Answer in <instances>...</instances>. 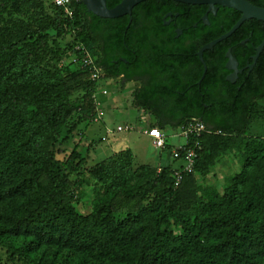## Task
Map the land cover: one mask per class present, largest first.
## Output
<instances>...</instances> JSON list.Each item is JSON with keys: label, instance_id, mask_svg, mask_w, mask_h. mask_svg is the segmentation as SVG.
Wrapping results in <instances>:
<instances>
[{"label": "trees", "instance_id": "obj_1", "mask_svg": "<svg viewBox=\"0 0 264 264\" xmlns=\"http://www.w3.org/2000/svg\"><path fill=\"white\" fill-rule=\"evenodd\" d=\"M248 1L264 7V0ZM105 2L112 8L121 0ZM51 5V26L70 35L71 49L82 45L106 78L139 82L131 92L132 105L154 117L151 126L182 128L192 120L206 126L199 137L188 140L189 147L195 139L199 141L193 168L201 174L208 173L213 158L225 150V134L244 132L251 116L260 111L255 103L264 99V47L254 63L253 56L264 37V21L247 19L231 36L205 50L206 72L200 80L204 68L199 49L228 31L240 17L239 11L218 6L213 13L207 11V5L144 0L132 8L130 16L105 18L88 11L80 0L73 2L74 15L67 17ZM204 14L208 23L202 19ZM35 33L30 31L29 36ZM8 50V45H0V58H5ZM228 50L242 68L235 81L227 78L232 72L226 66ZM74 52L80 58V50ZM64 89L65 85L58 83L14 82L0 89V105L8 102L15 107L20 100L35 106L45 128L55 133L73 110L61 97ZM94 90L92 81L79 109L83 117L96 115ZM44 100L52 102L41 106ZM5 121L0 123V201L4 203L1 216L11 224L0 223V242L31 263L73 264L56 259L46 263L34 256L39 247L58 244L89 254L99 264H240L245 259L264 264V147L251 168L239 176L237 195L228 190V196L210 201L207 207H198L196 200L181 207L178 189L188 173L174 186L173 168L167 165L154 176L153 186L161 191L145 214L116 220L112 195L101 197L84 216L72 203L76 182L70 186L63 177L50 188L39 190L36 184L54 164L53 156L47 153L19 170L25 157L22 148L31 136L26 131L19 134L18 121ZM217 131L220 134H214ZM35 133L42 135L41 147L47 150L48 141L54 140L44 130ZM76 148L73 153L78 155ZM62 165L71 167L73 160ZM76 264H84V258Z\"/></svg>", "mask_w": 264, "mask_h": 264}, {"label": "rangeland", "instance_id": "obj_2", "mask_svg": "<svg viewBox=\"0 0 264 264\" xmlns=\"http://www.w3.org/2000/svg\"><path fill=\"white\" fill-rule=\"evenodd\" d=\"M53 14L51 0H0V45H8L10 49L5 58H0V89L14 82L64 84L61 97L73 108L66 122L54 133L45 128L35 106L20 100L15 107L8 102L0 105V123L8 118L12 122L18 121L19 134L26 131L31 136L28 145L22 148L25 157L19 170L50 153L54 164L39 178L36 184L39 190H46L65 177L70 186L75 182L78 184L72 203L79 214L89 215L96 201L108 194L115 197L113 215L116 220L128 216L141 218L161 191L153 186L155 174L163 166L176 168L179 163L171 158L169 145L159 150L148 136V126L155 125L154 117L132 105L131 90L139 82H123L121 78H106L103 75L92 79L74 52L76 46L71 49L70 35L52 28L50 19L54 18ZM30 31L36 33L30 37ZM90 81L95 83L92 100L97 115L83 117L79 109ZM103 89L107 90L104 95L101 93ZM51 102L44 100L40 105L49 106ZM255 104L260 111L251 116L244 132L225 134L228 138L225 150L213 158L208 173L201 174L194 168L187 172V179L178 189L181 207L195 200L198 207H207L210 201L219 202L221 196H228V190L237 195L239 176L251 168L264 147V99L257 100ZM126 123L133 125L134 129L110 133L106 140L101 139L106 135L107 128L115 129ZM36 129L44 130L49 139L54 140L48 141L47 150L42 149V135L35 133ZM180 130V126L170 124L162 128L166 142L170 145L183 143ZM215 133L220 134L219 131ZM20 141L17 140L18 145ZM75 145L78 155L73 153ZM70 158L73 165L65 168L62 162ZM137 193L140 196H135ZM3 204L0 201V223L10 225L1 216ZM58 247V244L39 247L34 256L46 263L56 259L76 264L84 258V264H99L89 254ZM0 264L36 263H31L0 242ZM240 264L251 263L245 259Z\"/></svg>", "mask_w": 264, "mask_h": 264}, {"label": "built area", "instance_id": "obj_3", "mask_svg": "<svg viewBox=\"0 0 264 264\" xmlns=\"http://www.w3.org/2000/svg\"><path fill=\"white\" fill-rule=\"evenodd\" d=\"M80 0H51V3L56 7L62 9L63 13L67 17H72L74 15V7L73 2ZM76 48L80 50L81 56L79 58V62L81 66L88 69L89 74L92 79H97L101 75H103L101 68L95 62L96 59L92 56L88 51L84 49L82 45H76ZM101 93L104 95L107 93L106 89H103ZM96 103L98 104L97 100ZM101 113V112H100ZM99 113V115H100ZM97 115V112H96ZM95 115V116H96ZM134 126L130 123H126L124 125H118L115 129H106V135L102 136V140H106L108 134L116 133V132H129L133 130ZM206 130V126L199 120H196L194 124H188L185 127H182L179 131V135L184 137L183 143H178L175 145H171L170 153L171 158L176 160L179 165L176 168H173V176H174V186H178L182 180V176L184 173L192 170L195 158L197 156L196 149L199 148V141L195 139L194 146H188V140L190 137H199L201 132ZM147 134L154 140L155 146L160 150L165 148L167 144L165 134L162 129L155 126H148Z\"/></svg>", "mask_w": 264, "mask_h": 264}, {"label": "water", "instance_id": "obj_4", "mask_svg": "<svg viewBox=\"0 0 264 264\" xmlns=\"http://www.w3.org/2000/svg\"><path fill=\"white\" fill-rule=\"evenodd\" d=\"M85 4L88 11L105 18H116L123 15H131L132 8L136 6L138 3L144 1V0H121L120 3L115 5L112 8H108L106 6L105 0H82ZM178 2H184L192 5H207L208 9L207 11H211L213 13H216V10L218 6L223 7H229L233 8L241 13L238 20L231 26V28L220 35L219 37L205 43L198 51L197 55L201 63L203 64V74L200 78V80L203 78L205 72H206V64L203 59V52L207 49H211L215 44L218 42L228 38L231 36L241 25L242 23L250 18H254L257 20L264 21V7L258 6L253 4L252 2L248 0H174ZM203 21L205 23H208L207 14H204L202 17ZM131 21V19H130ZM264 47V37L261 41V43L256 47V53L253 56V63L257 59L258 55L262 51ZM227 57L228 61L226 66L231 69H236L237 61L236 59L231 55L230 50L227 51ZM252 63V64H253ZM251 64V66H252ZM236 75V74H235ZM230 80H234V78L227 77ZM200 80L198 82H200Z\"/></svg>", "mask_w": 264, "mask_h": 264}, {"label": "flooded vegetation", "instance_id": "obj_5", "mask_svg": "<svg viewBox=\"0 0 264 264\" xmlns=\"http://www.w3.org/2000/svg\"><path fill=\"white\" fill-rule=\"evenodd\" d=\"M169 14L170 13H167V15L169 16ZM166 15V16H167ZM170 21V19H168V22ZM177 32L180 34L181 33V30H177ZM205 62V61H204ZM236 69H237V71H235V69H231L232 70V72H230L228 75H227V77H231V78H234V81L237 79V76L240 74V73H242V68H239L238 67V63H237V65H236ZM236 74V75H235ZM133 82H138V81H133Z\"/></svg>", "mask_w": 264, "mask_h": 264}, {"label": "crops", "instance_id": "obj_6", "mask_svg": "<svg viewBox=\"0 0 264 264\" xmlns=\"http://www.w3.org/2000/svg\"><path fill=\"white\" fill-rule=\"evenodd\" d=\"M134 88H135V87H134ZM134 88H133V89H134ZM131 92H132V90H131Z\"/></svg>", "mask_w": 264, "mask_h": 264}]
</instances>
